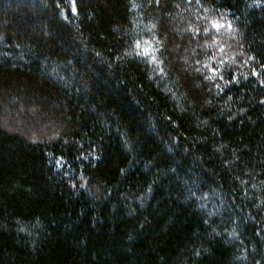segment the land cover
I'll use <instances>...</instances> for the list:
<instances>
[{
  "label": "trees",
  "instance_id": "1",
  "mask_svg": "<svg viewBox=\"0 0 264 264\" xmlns=\"http://www.w3.org/2000/svg\"><path fill=\"white\" fill-rule=\"evenodd\" d=\"M0 264H264V0H0Z\"/></svg>",
  "mask_w": 264,
  "mask_h": 264
},
{
  "label": "snow or ice",
  "instance_id": "2",
  "mask_svg": "<svg viewBox=\"0 0 264 264\" xmlns=\"http://www.w3.org/2000/svg\"><path fill=\"white\" fill-rule=\"evenodd\" d=\"M75 3V0H73V4ZM75 10V9H74ZM217 28L219 27V25L217 24V25H215Z\"/></svg>",
  "mask_w": 264,
  "mask_h": 264
}]
</instances>
